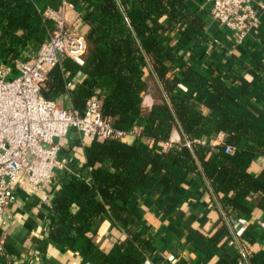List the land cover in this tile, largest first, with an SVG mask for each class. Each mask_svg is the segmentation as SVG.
Here are the masks:
<instances>
[{"label":"trees","instance_id":"trees-1","mask_svg":"<svg viewBox=\"0 0 264 264\" xmlns=\"http://www.w3.org/2000/svg\"><path fill=\"white\" fill-rule=\"evenodd\" d=\"M68 1L78 14L76 26L85 34V63L64 57L62 65L50 67L43 96L57 100L68 94L72 109L82 113L88 99L98 95L104 115L112 116L117 128L129 132L143 124V130L131 142L89 140L80 175H59L50 238L92 264H145L155 246L132 227L134 197L162 196L194 171L207 176L225 209L249 211L244 200L250 195H258L264 209V168L250 171L254 159L264 156V108L252 102L245 78L229 84L211 67L202 73L165 41L166 33L175 29L191 38L203 28L187 0ZM62 3L0 0L1 61L14 66L18 60H31L56 28L46 12L60 9ZM163 57L179 64L196 93L177 90L181 77ZM68 80L73 82L70 88ZM149 89L156 100L145 111L143 95ZM175 129L180 142L158 150ZM219 133L226 140L213 145L211 139ZM228 145L235 147L234 153L226 152ZM105 221L125 231L108 250L95 239ZM244 237L253 241L249 233ZM252 262L264 264V251L254 253Z\"/></svg>","mask_w":264,"mask_h":264},{"label":"crops","instance_id":"crops-1","mask_svg":"<svg viewBox=\"0 0 264 264\" xmlns=\"http://www.w3.org/2000/svg\"><path fill=\"white\" fill-rule=\"evenodd\" d=\"M254 3L264 5V0ZM187 5L202 19L203 28L191 38L175 29L166 33L165 41L202 73L208 74L211 67L229 84L245 78L250 83L252 102L264 108V7L259 6L258 22L239 43L232 30L211 16L207 0H187ZM162 22L166 24L168 18ZM163 58L172 65V73L181 77L177 90L196 93L197 87L182 77L179 64ZM66 98L61 97L65 102ZM155 100L151 89L145 92L144 110L149 111ZM142 130L143 124L136 125L134 134L124 140L131 142ZM170 140L180 141V131L175 129ZM225 140L226 135L219 133L211 143L219 145ZM62 142L72 157L73 169L78 171L86 161L84 148L89 139L72 131ZM168 148L165 142L158 145L160 151ZM263 168L264 156L258 155L250 171L258 173ZM58 188L59 172L51 184L33 194L18 190L16 202L8 211L9 222L0 230L4 241L0 264H92L49 236L52 201ZM244 203L249 211L237 213L232 208L225 209L211 181L198 171L162 196H135L132 227L142 231L155 246L145 264H253V254L264 251V209L259 206L258 195H250ZM122 233L125 231L105 221L95 239L101 248L108 250ZM246 233L251 234L252 242L244 237Z\"/></svg>","mask_w":264,"mask_h":264},{"label":"built area","instance_id":"built-area-1","mask_svg":"<svg viewBox=\"0 0 264 264\" xmlns=\"http://www.w3.org/2000/svg\"><path fill=\"white\" fill-rule=\"evenodd\" d=\"M207 2L211 16L232 30L239 43L258 22L259 8L264 7L255 5L254 0ZM46 13L56 21V28L36 55L29 61H16L14 66L3 61L0 64V230L9 222L8 211L16 202L18 190L33 194L51 184L58 172L80 175L62 142L70 132L89 140L125 139L135 132V127L129 132L117 128L114 118L104 115L98 95L88 99L82 113L72 109L68 94L64 104L61 98L43 96L50 67L62 65L64 57L83 65L86 50L85 34L75 24L78 14L71 2L63 0L60 9ZM72 84V80L66 81V88ZM175 142L180 141L165 143L170 147ZM226 152L234 153L235 147L228 145ZM3 243L0 238V251Z\"/></svg>","mask_w":264,"mask_h":264},{"label":"rangeland","instance_id":"rangeland-1","mask_svg":"<svg viewBox=\"0 0 264 264\" xmlns=\"http://www.w3.org/2000/svg\"><path fill=\"white\" fill-rule=\"evenodd\" d=\"M0 64H1V59H0ZM149 80H150V83H151V78H149ZM60 101H62L61 103H65V101L62 99V100H60ZM57 172V170H55V173Z\"/></svg>","mask_w":264,"mask_h":264}]
</instances>
